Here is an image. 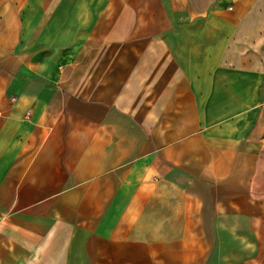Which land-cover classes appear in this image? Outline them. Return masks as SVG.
<instances>
[{
	"label": "crops",
	"instance_id": "0c3cea01",
	"mask_svg": "<svg viewBox=\"0 0 264 264\" xmlns=\"http://www.w3.org/2000/svg\"><path fill=\"white\" fill-rule=\"evenodd\" d=\"M0 264H264V0H0Z\"/></svg>",
	"mask_w": 264,
	"mask_h": 264
}]
</instances>
